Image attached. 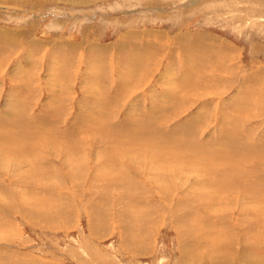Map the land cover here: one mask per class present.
Returning a JSON list of instances; mask_svg holds the SVG:
<instances>
[{"label":"rangeland","instance_id":"1","mask_svg":"<svg viewBox=\"0 0 264 264\" xmlns=\"http://www.w3.org/2000/svg\"><path fill=\"white\" fill-rule=\"evenodd\" d=\"M262 191L264 0H0V264H264Z\"/></svg>","mask_w":264,"mask_h":264},{"label":"bare ground","instance_id":"2","mask_svg":"<svg viewBox=\"0 0 264 264\" xmlns=\"http://www.w3.org/2000/svg\"><path fill=\"white\" fill-rule=\"evenodd\" d=\"M208 43V42H207ZM189 45H193V44H189ZM211 45V44H210ZM194 46V45H193ZM202 47V46H201ZM204 47H205V45H204ZM207 47V46H206ZM205 47V48H206ZM213 47V46H212ZM200 51H202V50H200ZM205 51V50H204ZM203 51V52H204ZM207 51H211V49H210V47L209 48H207ZM191 53H194V49L192 50V52ZM192 55V54H191ZM189 57V56H188ZM195 57V56H194ZM192 58H193V56H192ZM197 57H195V59H196ZM194 59V60H195ZM198 59V58H197ZM191 60V59H190ZM189 60V61H190ZM193 60V61H194ZM192 61V60H191ZM216 61V60H215ZM195 62V61H194ZM197 62V61H196ZM198 63V62H197ZM217 63V62H216ZM195 64V63H194ZM38 139V138H37ZM18 140V139H17ZM21 140V139H20ZM24 141V140H23ZM34 141H35V139H34ZM15 142V141H14ZM32 142H33V140H32ZM36 142V141H35ZM13 143V142H12ZM15 144V143H14ZM18 144H20L19 142H18ZM26 144V143H25ZM21 145V144H20ZM39 145V144H38ZM2 146H4V145H2ZM5 147H10V146H8V144L7 145H5ZM60 147V146H59ZM18 149V147H15V149ZM11 149H12V147H11ZM14 149V148H13ZM259 160V159H258ZM244 162V161H243ZM260 162V161H259ZM242 163H240V165H241ZM218 167V166H217ZM218 168H220V167H218ZM218 170V169H217ZM216 170V168H213L211 171H213V172H218ZM237 172V171H236ZM216 173H214V175H212L211 176V178H207V180L206 181H208V180H212V183H216V184H219V183H227V182H232L233 180L235 181H237V178H227L226 180H224L223 179V177H219V176H216L217 174ZM245 174V173H244ZM223 175V174H222ZM221 176V175H220ZM210 180V181H211ZM233 183V182H232ZM206 185H208L207 183H206ZM246 185V184H245ZM215 186V189L214 190H212V193L210 194V201L208 200V199H206V200H208V203H210L212 200H219L218 201V203L217 204H219L220 202H221V196L223 197V199H224V204H226V201H227V197L229 196H231V195H233V194H235L236 193V189L235 190H231L230 192H228L229 191V189L230 188H228L227 186L225 187V190L222 192V191H219V189H220V187L219 186H217V185H214ZM250 186V185H249ZM243 188V187H242ZM167 190V189H166ZM195 190V189H194ZM244 190V189H243ZM196 191V190H195ZM198 192H200V191H198ZM207 192H209V191H207ZM207 192H201V193H207ZM262 192H264V191H262ZM245 195H249V192L248 191H246L245 190V192H244V196ZM258 195V194H257ZM255 196V195H253L252 196V198L253 199H257V197L259 196ZM236 196V195H235ZM239 196V195H238ZM237 197V196H236ZM186 200V199H185ZM231 200V199H230ZM230 200H228V202H229V204L232 206L231 208L230 207H226V206H223V210L221 211V210H219V211H217L218 210V208L219 207H216L215 205H210V206H208V205H200L203 209H205L206 210V213H207V215L206 216H204V215H202V216H204L205 218H209V219H211L210 220V224H214V225H217L216 223H215V221H220V222H224V221H228V222H231V220H232V216H233V214L230 212L231 210L230 209H232V211L233 212H241V217L243 218V221L245 222V219L246 218H248V216H249V214H251V213H254V211H251L249 208H247V207H245V206H239L238 205V203L236 202V203H234V202H230ZM237 200V199H236ZM242 201V200H241ZM255 202H257V201H255ZM213 203V202H212ZM200 204V203H199ZM240 204V203H239ZM219 206V205H218ZM221 209V208H220ZM225 213H227V215L226 216H221V215H223V214H225ZM221 216V217H220ZM240 217V216H239ZM174 218V217H173ZM250 218V217H249ZM247 220V219H246ZM251 223H252V225H250L251 227H249V229H251L249 232H248V234L246 235L248 238H250V239H252V240H256V241H258V246L259 245H262V244H264V238L260 235L261 233L258 231V229H259V225H255L254 224V221H250ZM258 222V221H257ZM153 225V224H152ZM218 228H220V227H218ZM211 230V232L212 233H220V232H222V231H224V229H215V228H213V229H210ZM212 240H216V243H215V245H213L214 247H215V249L217 250V253H220L221 251H226V254L225 255H223V257L221 258V262L220 263H222V264H232L234 261H236L237 259L234 257V255L235 256H237V257H240V256H242V252H240V251H237V252H234V253H232L233 251H236V245H230L228 242L227 243H223L222 241H223V239L218 235V234H216V237H214V239H212ZM195 247H196V245H195ZM241 248H243V249H248L247 248V245H246V243H243L242 244V246H241ZM195 249H197V248H195ZM228 249V250H227ZM187 252V253H186ZM186 252H184V258L185 259H189L188 258V256H191V255H189V253H188V249H186ZM231 253V254H230ZM212 255H214V254H212ZM192 257V256H191ZM242 260L244 259L243 257L241 258ZM240 259V260H241ZM232 260V261H231ZM240 260H237L238 261V263L237 264H239L240 263ZM193 261H198L196 258H194L193 259ZM244 261V260H243ZM219 262V260L218 259H215V261H212V260H202L201 259V261H200V263L201 264H214V263H218ZM254 264V263H253Z\"/></svg>","mask_w":264,"mask_h":264}]
</instances>
